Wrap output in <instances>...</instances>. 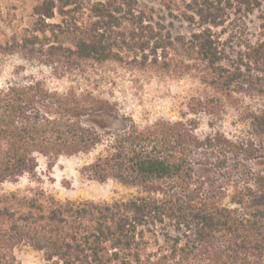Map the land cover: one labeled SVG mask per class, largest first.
I'll list each match as a JSON object with an SVG mask.
<instances>
[{"label":"trees","instance_id":"16d2710c","mask_svg":"<svg viewBox=\"0 0 264 264\" xmlns=\"http://www.w3.org/2000/svg\"><path fill=\"white\" fill-rule=\"evenodd\" d=\"M232 8L257 14L254 41L234 47L223 38ZM33 14V27L0 44V53L41 60L55 76L110 60L192 72L212 93L191 110L214 116L239 96L264 98V0H36ZM55 15L59 21H48ZM174 18L188 35L167 27ZM114 111L90 91L57 90L35 76L0 87V184L33 172L40 156L102 146L83 174L141 193L112 202L59 199L43 189L0 193V264H18L16 251L26 245L41 246L55 264H264V175L244 166L231 190L222 181L229 159L256 157L249 145L199 137L182 120L131 122L105 140L83 123ZM251 120L264 131V107ZM198 164L213 174L196 176Z\"/></svg>","mask_w":264,"mask_h":264},{"label":"rangeland","instance_id":"374dc122","mask_svg":"<svg viewBox=\"0 0 264 264\" xmlns=\"http://www.w3.org/2000/svg\"><path fill=\"white\" fill-rule=\"evenodd\" d=\"M88 1L92 0H85ZM157 1L151 0L155 5ZM35 5L36 0H0V44L33 27L36 20L33 14ZM234 11L233 8L226 10L230 15L223 25V38L234 47L244 39L254 41L258 37L261 23L257 14L243 15ZM59 20L60 16L55 15L48 21ZM165 23L174 34L188 35L187 24L178 19H167ZM50 71L41 60L27 59L19 52L0 53V87L9 81L35 76L57 90L72 86L77 91H90L94 96L113 104L115 111L112 115L101 114L83 119V123L99 131L104 140L131 122L142 127L157 119L182 120L199 137L216 135L237 143L243 141L249 145V152L256 155L255 158L244 160L240 152L238 156L229 159L226 168L228 174L223 175L224 179L220 178L229 184L228 187L244 178L240 175L244 166L254 174L264 175V131H260L251 120L253 113L264 107V98L239 96L236 104L225 103L221 114L214 116L204 111L191 110L198 98L212 93L192 72L180 75L172 71L143 70L113 60L100 64L85 63L75 70L65 72L58 70L61 73L58 76ZM101 149L102 146H98L89 153L60 156L55 160L40 156L33 172L1 183L0 193L43 189L59 199L103 202L141 195L136 188L115 180L97 181L83 174L82 167L91 162ZM194 172L196 176L207 178L213 174L214 169L210 165L198 164ZM169 232L174 234L171 229ZM44 253L41 246L26 245L16 251V257L18 264H55L46 260Z\"/></svg>","mask_w":264,"mask_h":264}]
</instances>
